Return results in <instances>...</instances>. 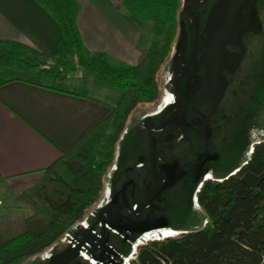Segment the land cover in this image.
Here are the masks:
<instances>
[{"label":"trees","instance_id":"trees-1","mask_svg":"<svg viewBox=\"0 0 264 264\" xmlns=\"http://www.w3.org/2000/svg\"><path fill=\"white\" fill-rule=\"evenodd\" d=\"M34 1L61 30L60 55L43 61L20 45L0 43V86L17 80L7 70L21 64L37 74L28 83L87 98V86L73 78L80 70L95 84L120 92L122 99L71 153L44 170L42 180L17 198L30 213L0 223V264H21L40 255L78 225L96 202L128 122L139 106L157 101L156 75L179 37L183 4V0H120L122 10L146 27L137 63L127 65L86 48L74 0ZM252 70L240 88L243 94L233 97L238 99V115L230 126L236 134L233 144L243 128L255 131L246 146L248 158L223 177L200 181L189 191L191 213L200 228L176 227L173 231L182 234L140 246L130 264H264V54ZM131 252L129 246L120 264Z\"/></svg>","mask_w":264,"mask_h":264},{"label":"flooded vegetation","instance_id":"flooded-vegetation-1","mask_svg":"<svg viewBox=\"0 0 264 264\" xmlns=\"http://www.w3.org/2000/svg\"><path fill=\"white\" fill-rule=\"evenodd\" d=\"M222 1L189 0L190 14L182 4L186 36L177 65L179 91L173 65L180 57V32L171 54V99L144 116L142 142L118 159L91 216L25 264H120L129 246L182 226L178 207L195 184L206 175L214 180L224 164L236 135L230 128L238 115L233 97L243 94L241 86L264 54V0H227L225 7ZM204 154L209 159L195 181ZM141 223L157 228L132 230Z\"/></svg>","mask_w":264,"mask_h":264},{"label":"crops","instance_id":"crops-1","mask_svg":"<svg viewBox=\"0 0 264 264\" xmlns=\"http://www.w3.org/2000/svg\"><path fill=\"white\" fill-rule=\"evenodd\" d=\"M74 1L86 48L135 65L144 25L122 10L120 0ZM2 42L20 45L50 61L59 57L63 38L57 23L34 0H0ZM15 78L0 86V205L38 184L44 170L71 153L110 112V106L89 94L84 98L58 93ZM75 81L83 84L80 78Z\"/></svg>","mask_w":264,"mask_h":264},{"label":"rangeland","instance_id":"rangeland-1","mask_svg":"<svg viewBox=\"0 0 264 264\" xmlns=\"http://www.w3.org/2000/svg\"><path fill=\"white\" fill-rule=\"evenodd\" d=\"M144 29L146 30V27ZM144 31H143L142 37L144 35ZM143 44H144V40L142 39L140 46H142ZM170 68H171V56L167 59V61L160 68V70L158 71L156 75V80H157L158 87H159V94H158L157 101L153 103H147V104H144L138 107L134 116L128 122V125L122 135L121 140L117 143L114 149V156L112 159V163L108 167L103 177L102 189L99 193L98 200L103 196L104 192L107 190L108 184L111 180V176L113 175V172L115 171V169L117 168V165L119 164L117 162L118 159L120 158V161L122 160L123 158L122 155L123 154L126 155V153L128 152V149L133 143L142 142L143 140L142 130H143L144 116L148 115L150 111L160 102V100L171 99L169 81H170L172 73H171ZM7 73L14 77H21V78H26V79H33L37 77L34 72L23 69L21 64H16L13 68L7 70ZM85 73L86 72L84 71L76 70L74 72L73 78L75 80H77V78H80L81 81H83V85L87 86L88 93L90 96L110 106L111 108L119 104V102L122 99V94L120 92L109 89L105 86L95 84L91 80V78H89L88 74L87 73L85 74ZM73 82L75 84V81ZM238 134H239V137L235 140L234 144L231 146L230 150L228 151V155L226 156L224 164L222 165L220 170L217 172L216 177H223L229 169L237 167V166H241L242 162L248 158V156L246 155V146L248 142H251L254 139L255 131L252 130L251 128L246 129V130L243 128L242 130L238 132ZM98 200L96 201V203L98 202ZM96 203H94L89 209L85 211L83 220L86 217L91 216V214L94 212ZM177 212H178V215L176 216V220L178 222H181L182 226H184L185 229L192 231V230H197L198 228H200L198 218L193 216V214L191 213L192 207H191L189 200H183V202L180 203ZM29 213H30L29 208L25 204L19 202L17 198L13 201L7 202L6 204H4L3 202L0 205V223L11 221L15 219L16 217H18L19 215H27ZM177 236H179L178 232L177 234L173 235V237H177ZM138 248H136L134 255L137 253ZM132 252H133V247H132ZM44 253H45V250L41 254H44ZM134 255L129 260V264L131 263ZM31 259L32 258L25 259L21 264H25Z\"/></svg>","mask_w":264,"mask_h":264},{"label":"water","instance_id":"water-1","mask_svg":"<svg viewBox=\"0 0 264 264\" xmlns=\"http://www.w3.org/2000/svg\"><path fill=\"white\" fill-rule=\"evenodd\" d=\"M188 1L189 0H184L183 6H184V10L190 14V12H189V10L187 8V2ZM194 1H202V0H194ZM226 1L227 0H223L222 1L223 7H225ZM183 28H184V24L182 22H180V33H181V40H180V45H179L180 57L175 61L174 65H173V69H174L173 83H174V88H175L176 91H179L178 90V86H177V77H178L177 65L182 62V57H183V52H184V47H185V36H186V34H185ZM170 110L171 109H168V111H170ZM147 130H148V128H147ZM208 159H209V155L208 154H204V155H202V156H200L198 158L197 163H196L195 181L198 179V172H199V169H200L202 163L205 162ZM217 182H220V180H217ZM156 228L157 227L154 224H152V223L151 224L141 223V224H137L134 227H132V230L133 231H137V232H148V231H152V230H154ZM178 233H179V235L182 234V232H178ZM169 238H172V237H169Z\"/></svg>","mask_w":264,"mask_h":264},{"label":"built area","instance_id":"built-area-1","mask_svg":"<svg viewBox=\"0 0 264 264\" xmlns=\"http://www.w3.org/2000/svg\"><path fill=\"white\" fill-rule=\"evenodd\" d=\"M208 180H210V176L209 175L204 176L203 181H208ZM206 222L207 221H205L204 224H206ZM175 234H176V232H170V233H166L164 235H154L152 237H147L145 239L139 240L137 242V244L133 246V252L128 257H126V258L123 259V263L122 264H129V260L134 255V252H135L136 248H138L140 246H143V245L147 244L148 242L160 241L162 239H166V238H169V237H173V235H175Z\"/></svg>","mask_w":264,"mask_h":264},{"label":"bare ground","instance_id":"bare-ground-1","mask_svg":"<svg viewBox=\"0 0 264 264\" xmlns=\"http://www.w3.org/2000/svg\"><path fill=\"white\" fill-rule=\"evenodd\" d=\"M169 66H170V65H169ZM170 69H171V68H170ZM170 69H169V70H170ZM136 117H137V116H136ZM133 119H134V118H133ZM122 141H123V140H122ZM121 144H122V142H121ZM120 146H121V145H120ZM121 147H122V146H121ZM121 147H120V149H121ZM124 155H125V154H123L122 156H124ZM119 156H120V154H119ZM124 157H125V156H124ZM124 157H123V158H124ZM123 158H122V160H123ZM119 159H120V158H119ZM117 164H118V163H117ZM117 164H116V165H117ZM117 168H118V166H117ZM115 172H116V171H115ZM114 174H115V173H114ZM112 177H113V176H112ZM112 177H111V178H112ZM116 178L118 179V177H116ZM117 179H115V181H116ZM113 181H114V180H113ZM115 181H114V183H115ZM110 186H113V185H110ZM109 196H110V195H109ZM94 211H95V210H94ZM87 215H88V214H87ZM85 220H86V219H85ZM86 222H87V221H86ZM70 230H71V229H70ZM171 230H172V229H171ZM176 234H177V233H176ZM167 235H168V234H167ZM169 235H170V234H169ZM134 238H136V237L134 236ZM66 239L69 240L68 238H66ZM64 240H65V239H64ZM70 241H71V240H70ZM131 243H132V242H131ZM61 244H62V243H61ZM51 250H52V249H51ZM125 257H126V256H125ZM44 260H46V259H44ZM40 263H41V262H40Z\"/></svg>","mask_w":264,"mask_h":264}]
</instances>
